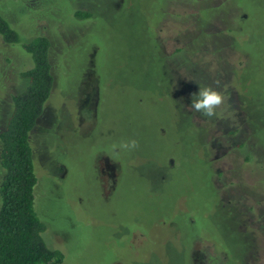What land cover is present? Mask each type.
<instances>
[{"label":"rangeland","instance_id":"1","mask_svg":"<svg viewBox=\"0 0 264 264\" xmlns=\"http://www.w3.org/2000/svg\"><path fill=\"white\" fill-rule=\"evenodd\" d=\"M0 15L50 41L33 204L62 264H264V0H0ZM30 64L0 38V132ZM217 80L218 115L188 109Z\"/></svg>","mask_w":264,"mask_h":264},{"label":"trees","instance_id":"2","mask_svg":"<svg viewBox=\"0 0 264 264\" xmlns=\"http://www.w3.org/2000/svg\"><path fill=\"white\" fill-rule=\"evenodd\" d=\"M74 15L82 19L90 17L84 11ZM0 38L7 45L21 44L31 61L18 74V81L24 86L11 96V112L0 132V264H62L63 254L49 249L43 240L45 227L33 204L37 179L30 134L53 87L50 41L45 36H36L21 42L18 32L1 15Z\"/></svg>","mask_w":264,"mask_h":264},{"label":"clouds","instance_id":"3","mask_svg":"<svg viewBox=\"0 0 264 264\" xmlns=\"http://www.w3.org/2000/svg\"><path fill=\"white\" fill-rule=\"evenodd\" d=\"M214 83L216 85L215 88L212 86L199 87L198 93L192 95L188 109L194 110L208 118L217 116V110L225 105L226 97L222 91L217 90L220 87V81L217 80ZM111 148L113 155L118 156L120 151L132 152L137 150L139 142L135 139H129L119 144H113Z\"/></svg>","mask_w":264,"mask_h":264},{"label":"flooded vegetation","instance_id":"4","mask_svg":"<svg viewBox=\"0 0 264 264\" xmlns=\"http://www.w3.org/2000/svg\"><path fill=\"white\" fill-rule=\"evenodd\" d=\"M42 115H43V114H42ZM41 117H42V116H41ZM41 117H40V118H41ZM40 118H39V119H40ZM39 119L37 120L36 124L38 123ZM116 167H117V166H116ZM115 170L118 171V168H116ZM114 175H115V177H114ZM116 177H119L118 172H115V174H113V178H115V181H116Z\"/></svg>","mask_w":264,"mask_h":264}]
</instances>
